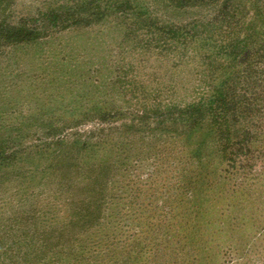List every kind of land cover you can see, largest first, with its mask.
Here are the masks:
<instances>
[{"label":"rangeland","instance_id":"obj_1","mask_svg":"<svg viewBox=\"0 0 264 264\" xmlns=\"http://www.w3.org/2000/svg\"><path fill=\"white\" fill-rule=\"evenodd\" d=\"M139 1L164 25L193 26L198 22L203 33L211 32L219 41L218 34L224 37L227 33L223 30L230 31V23L212 21L216 4L176 8L166 0ZM237 5L242 8L239 15L246 27L241 32H264V0H240ZM86 6L90 4L84 0H0V138L21 142L9 149L22 151L25 159L32 155L28 163L10 165L25 170L29 163L43 167L64 146L106 143L101 155L121 164L117 166L120 170L111 175V168L104 165V177L96 176L94 182L76 181V193L83 185L93 188L103 181L106 196L120 195L117 214L127 212L117 216L119 225L113 231L92 238L83 234L77 238L82 239L80 243L74 240L75 230L49 235L57 243H71L55 258L56 245L51 251L45 247L51 239L35 237L33 252H23L21 245L12 244L23 237H18L20 231L13 232L14 239L12 236L7 242L16 249L11 260L14 264H52L59 257L70 262L77 257L80 263L90 259L89 264H264V135L255 142L252 133H241L240 148L250 158L238 160V155L233 161L230 152H221L211 167L202 163L208 158L201 155L219 151L218 135L212 138L205 128L194 131L195 136H183L187 126L177 119V113L171 122L166 117L152 118L153 113L158 116L157 111L196 100L207 90L208 70L220 64L206 57L205 48L210 46L202 39L194 46L176 42L175 50L163 49L161 42L149 40L141 28L124 36L129 21L113 15L90 17ZM226 6L225 14L230 13V5ZM57 14L61 18L81 16L86 21L55 24ZM36 28L40 34L25 35ZM219 41L217 45H221ZM261 63L256 69L262 74L264 60ZM257 83L264 89V81ZM237 126L259 129L242 122ZM73 153L67 150L60 160L63 170ZM209 160H214L213 155ZM33 176L25 181L7 179L10 190L1 207L2 227L28 222L27 214L36 210L39 223L52 228L65 224L54 214L55 207L45 206L36 195L23 202L35 187ZM59 190L54 185L53 193ZM35 191L39 196L44 190ZM199 191L201 195H196ZM83 193L92 195L86 190ZM176 201L182 211L173 228L169 224L172 218L165 212H171L168 205ZM144 204L156 210L158 219L151 225L147 224L149 213L141 212ZM123 206L129 209H120ZM106 208L114 216L112 208ZM48 220L59 223L49 225ZM109 220L113 218L104 222Z\"/></svg>","mask_w":264,"mask_h":264},{"label":"trees","instance_id":"obj_2","mask_svg":"<svg viewBox=\"0 0 264 264\" xmlns=\"http://www.w3.org/2000/svg\"><path fill=\"white\" fill-rule=\"evenodd\" d=\"M84 1H87L88 4H90V6H86V10L90 11V17L98 16L104 18L106 15H113L115 17L123 18L124 20L129 21L124 36H131L137 32V30H135L136 28H141L144 30L143 35L148 36L149 40H153L157 43L161 42L164 46H160L161 44H154V47L157 48L163 47V49L173 51L175 50L176 42L182 43V45L185 44L187 47L189 44H191V46L196 45V43H199L202 39L206 41L205 45L210 46L205 48L206 50L208 49V52H205L206 57H210L215 63H220L218 67L215 66L214 70H208L209 84H207V90H205V92H203L196 100H192L184 105H173L165 112L157 111L156 115L158 114V116H155L153 113L152 118L166 117L171 122L174 113H177V119L179 118V120H182L181 124L187 126V129L183 132V136H195L196 133L194 131L198 129L203 130L205 128L208 134L212 135V138L218 135L221 142V146L218 149L219 151L210 154L213 155L214 160H209L210 155H201V158H208L202 162L207 166L213 167V164L217 162V160H215L216 157L221 152L225 155L230 152V157L233 161L238 155H240L238 160L239 158H250L249 155H247V152L245 153V151L240 148L243 142L239 138L241 137V133L242 135H250V133H252L253 140L256 142L262 135H264V89L258 88L261 83H257L264 81V79H260V75H264V73H258V70L260 69H256V66L259 67L264 60V32L260 33L258 30H256L255 33H250V31L245 33L241 32L244 31L246 27L241 15H239V10L242 8L237 4L240 0H166L167 5L176 8H199L204 5L209 6L216 4V17L213 18L212 21L219 19L222 24L226 22L227 26H229L228 24L230 23V31L223 30L227 35L224 37L222 34L217 35L220 36L221 41L217 40L218 38H213V34H210L211 32L203 33L198 22H195L193 26L188 23L174 25H164L163 23H160L152 16V12L148 13L146 7L140 5L139 0ZM114 2L116 5L113 4ZM227 4L230 5V13L226 11L227 14H225L223 11L227 7ZM103 5H105V9ZM107 6H111L112 8H107ZM81 8L84 10L83 6H81ZM71 15L72 14H69L70 18H61V16L57 14L58 19H55L54 23H66L72 19H75L73 24L86 21V18H82L81 16L75 18ZM251 26L253 28V22ZM197 27H199L197 30H193ZM37 34H40V32L36 28L25 35L36 36ZM257 37L258 39H256ZM217 41H219L221 45H217ZM254 42H256V45L254 44L253 46ZM258 55H260V58L263 60L259 61L260 58H257ZM262 71L264 72V70ZM251 83H256V85L251 87ZM240 122L252 124L254 126L259 124L256 126L259 129L252 130L253 127L249 128L248 126L238 127L237 124ZM236 133H238V135ZM202 142L204 144V141ZM16 145L21 146L22 143L12 139L1 140L0 138V221L2 219V204L6 202L5 198L9 197L7 195H9L8 191L10 189H8L6 184L10 183V180L7 179L16 180L15 177H19L25 181L26 178L34 175L33 180L35 181V187L31 188V191L28 192L29 194H25L22 198L23 202H26L29 196L36 195L45 206L55 207L54 214L63 218L65 224L60 226L61 228H52V226H47L48 224H45L44 222L39 223L40 212H38V210L31 211L27 214V219H30L28 222L20 219L24 221V223L18 224V226L13 228H9V223L6 227H2L0 222V264H14L11 259L14 257L13 254L16 252V249L7 244L12 236L13 239L15 237L13 232L16 233L17 231H20V234L17 233L18 237L23 238H21V240H15L12 244L17 243L21 245L24 248L23 252H33L34 248H32V245H34L33 238L35 237L38 240L46 241L51 239L48 238L49 235L59 234L62 236V230L67 234L69 230H75L77 233L74 235V237H76L74 240L80 243L82 239L79 240L77 238H81L83 234L87 233L92 238L100 232L104 233L103 231H105L107 234V230L113 231V229L118 227L117 216H123L127 211L117 214L120 195L106 196V186L104 187L103 181L99 182L98 185L93 188H91V186L83 185L82 190H80L78 194L76 193L79 184H75V182L78 180L94 182L96 176L104 177V165H108L111 168V175L120 170L117 166L121 167V164L119 165L115 161L112 162L111 160H105L104 155H101V151L105 148L106 143L92 141L87 143H77L75 148L64 146L57 150L43 167L40 168L39 165L29 163L28 166H26L29 167L27 170H25L26 168L24 166L18 168L12 167L16 166L14 164L17 162L28 163L32 161V155L26 156L25 159L20 155L24 154L21 153L22 151L9 149L10 146ZM67 150H70V152L74 150V153L73 155L69 154V162L65 163V170H63V163H61L60 160L63 159ZM237 150H240V152H237ZM233 152H236V154L232 158L231 155H233ZM41 154L42 153H40V155ZM198 155H200V153ZM99 161L102 162L99 163ZM11 174L13 177H10ZM54 179H57V182L54 183ZM46 181H49V183ZM54 185H57L60 188L59 192L53 193L52 189ZM34 190H36L35 192L44 191L40 192L39 196H37V194L34 193ZM83 190L89 191V194L91 192L92 195L88 196L85 193L81 194ZM200 192L201 191L197 192L196 195H201ZM193 202L195 203L194 209L196 210L198 202L197 198H195ZM81 204H84L83 209L81 208ZM104 204H106V206L109 205L112 208L111 211L114 216ZM168 206H171V212H165V214L172 218L173 222L169 224H172L174 228L176 224L175 221H179L181 218L180 213L182 207H179L177 201L173 206ZM125 207L126 206H123L120 209H129V207ZM102 208L104 214H102ZM152 208L153 209H149L148 204H144V207L141 209L142 213H149L147 224L150 223V225L158 219V216L155 214L156 210L154 207ZM155 208H158V206ZM195 210L194 214H197V211ZM142 217H144L143 223H146L147 216L144 215ZM106 218H113V221L111 220L110 222L109 220L105 223L104 219L106 221ZM164 219L165 217L163 215V219H160L159 221L163 222ZM46 222L49 223V225L59 223L53 222V220H48ZM26 231L28 234L31 233L32 236H28V234L24 235ZM86 238L88 237L85 235V241ZM53 240L54 239H51L52 242L47 241L45 245L49 250L56 245L55 250L57 251L56 254L53 255V258L59 256V254H64L65 250L71 245L70 242L58 241L57 243ZM72 258L73 262H70L59 257V259L54 260L52 264L90 263V259H83L84 262L80 263L77 260V257ZM91 260L96 259L91 258ZM141 264L144 263L141 262Z\"/></svg>","mask_w":264,"mask_h":264}]
</instances>
